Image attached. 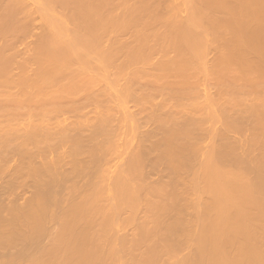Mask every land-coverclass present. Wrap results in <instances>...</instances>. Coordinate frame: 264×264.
<instances>
[{
	"label": "bare ground",
	"instance_id": "obj_1",
	"mask_svg": "<svg viewBox=\"0 0 264 264\" xmlns=\"http://www.w3.org/2000/svg\"><path fill=\"white\" fill-rule=\"evenodd\" d=\"M0 264H264V0H0Z\"/></svg>",
	"mask_w": 264,
	"mask_h": 264
}]
</instances>
